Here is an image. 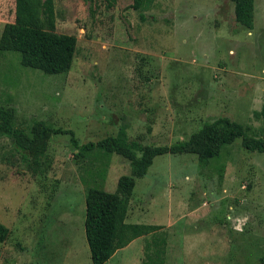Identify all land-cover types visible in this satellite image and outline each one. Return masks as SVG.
<instances>
[{
	"label": "rangeland",
	"instance_id": "rangeland-1",
	"mask_svg": "<svg viewBox=\"0 0 264 264\" xmlns=\"http://www.w3.org/2000/svg\"><path fill=\"white\" fill-rule=\"evenodd\" d=\"M53 2L55 32L77 38L76 57L68 73L49 75L23 66L19 52L0 53V108L12 109L16 128L43 121L81 145L124 128L143 145L171 146L229 118L261 135L264 0H255L252 30L237 22L232 0ZM15 17L16 0H0V38ZM77 152L71 135L53 136L34 173L0 137V223L10 229L0 264H92L87 191L115 193L131 165ZM126 223L165 227V264H261L264 153L238 139L207 165L195 155L156 157L136 178ZM148 239L106 264H142Z\"/></svg>",
	"mask_w": 264,
	"mask_h": 264
},
{
	"label": "trees",
	"instance_id": "trees-1",
	"mask_svg": "<svg viewBox=\"0 0 264 264\" xmlns=\"http://www.w3.org/2000/svg\"><path fill=\"white\" fill-rule=\"evenodd\" d=\"M114 2L115 0H111ZM236 20L247 29L254 27L255 0H232ZM53 0H16L15 22L4 27L0 38V53L19 52L21 63L49 75L68 73L77 52V38L55 32ZM140 0H136L139 8ZM261 135L247 136L246 127L229 118L207 123L191 135L189 140L174 145H143L131 140L127 131L120 128L117 136H109L97 143L81 145L71 130L34 123L30 132L14 126L12 109L0 108V137L13 141L22 153L25 167L34 173L41 172L42 158L53 136L69 134L77 157L95 153L103 157L118 155L128 160L131 175L118 179L117 190L109 193L89 188L86 194L85 235L92 264H106L114 255L141 237H150L145 246L146 259L142 264H165L168 234L164 226L128 224L129 203L136 187V178L148 174L158 156L195 155L201 165L218 158L222 150L236 140L250 152L264 153V105L260 112ZM100 153H97V152ZM106 171L102 173L105 176ZM10 229L0 223V244L6 242ZM264 264V258L261 259Z\"/></svg>",
	"mask_w": 264,
	"mask_h": 264
},
{
	"label": "crops",
	"instance_id": "crops-1",
	"mask_svg": "<svg viewBox=\"0 0 264 264\" xmlns=\"http://www.w3.org/2000/svg\"><path fill=\"white\" fill-rule=\"evenodd\" d=\"M117 254V253H116ZM115 256V255H114Z\"/></svg>",
	"mask_w": 264,
	"mask_h": 264
}]
</instances>
